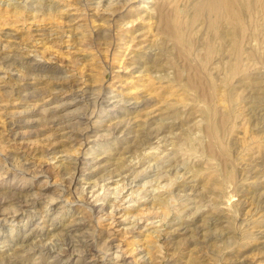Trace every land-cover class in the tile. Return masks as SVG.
Returning <instances> with one entry per match:
<instances>
[{"label":"rangeland","instance_id":"374dc122","mask_svg":"<svg viewBox=\"0 0 264 264\" xmlns=\"http://www.w3.org/2000/svg\"><path fill=\"white\" fill-rule=\"evenodd\" d=\"M203 2L0 0V264H264V0Z\"/></svg>","mask_w":264,"mask_h":264},{"label":"bare ground","instance_id":"6f19581e","mask_svg":"<svg viewBox=\"0 0 264 264\" xmlns=\"http://www.w3.org/2000/svg\"><path fill=\"white\" fill-rule=\"evenodd\" d=\"M206 4L205 7L207 10L206 12H210L213 14L212 17L211 14L209 16L210 18V21L212 22L213 20V23L215 25V27H217L218 24H220L223 19L225 18L226 21L228 22L229 26H231V29H232V36H233V39L235 37V21L237 19L240 18V15L242 14L243 12V9L242 8H239L238 6H240L238 4V2H236V0H205ZM201 6V4L199 5ZM204 6V5H203ZM241 7V6H240ZM204 8V9H205ZM201 9V7H200ZM203 9V8H202ZM264 9V8H263ZM262 9V11H263ZM203 12V11H202ZM201 12V13H202ZM204 12V14L206 13ZM203 14V15H204ZM202 15V16H203ZM191 16V15H190ZM206 16V14H205ZM208 16V15H207ZM204 17V16H203ZM204 19V18H203ZM209 20V19H208ZM223 23V22H222ZM189 26V25H188ZM210 28V27H209ZM182 30V29H181ZM219 30V29H218ZM174 31V30H172ZM212 31V30H211ZM214 32V31H213ZM217 35V34H216ZM226 37V36H225ZM226 41V40H225ZM229 42V41H228ZM200 79V78H199Z\"/></svg>","mask_w":264,"mask_h":264}]
</instances>
